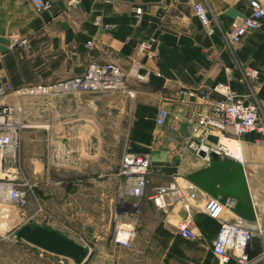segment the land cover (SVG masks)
<instances>
[{
	"label": "crops",
	"instance_id": "1",
	"mask_svg": "<svg viewBox=\"0 0 264 264\" xmlns=\"http://www.w3.org/2000/svg\"><path fill=\"white\" fill-rule=\"evenodd\" d=\"M193 1L79 0L78 7L67 9L64 0H51L52 10L39 13L29 0H0V82L11 85L0 100L17 108L22 124L20 160L24 175L33 180L20 208L26 220L32 210L36 217L49 204L45 224L74 229L83 218L84 229L100 228L106 218V154L100 148L92 152L87 143L92 114L101 100L90 92L65 91L53 84L83 74L91 62H113L125 69L134 58L144 64L140 71L147 72V80H125L131 91H121L120 101L129 115L126 150L149 156V182L142 207L119 216L132 230L130 245L116 243L107 233L98 237L95 249L102 264H217L211 242L219 223L239 217L233 208L218 217L204 213L201 196L188 208L173 202L162 209L149 199L154 187L181 183L207 165L185 146V117L197 99L182 94L183 88L208 89L221 82L247 97L249 88L241 74L254 69L257 75L250 84L264 122V16L258 28L229 48L219 28L228 29L235 18L249 15L248 0H207L210 32L192 14ZM136 7L141 9L139 19ZM104 24L113 28L106 30ZM8 33L27 37L28 44L8 49ZM142 41H153L155 61L137 53ZM36 84L46 86L47 92H22ZM161 107L168 115L156 124ZM221 142L235 146L241 159L257 222H250L255 230L248 246L252 254L264 246V132L244 134L240 150L236 142ZM188 218L196 234L193 239L177 230ZM226 264L236 262L231 258Z\"/></svg>",
	"mask_w": 264,
	"mask_h": 264
},
{
	"label": "built area",
	"instance_id": "2",
	"mask_svg": "<svg viewBox=\"0 0 264 264\" xmlns=\"http://www.w3.org/2000/svg\"><path fill=\"white\" fill-rule=\"evenodd\" d=\"M64 1L67 9H73L79 5V0ZM29 2L39 13L52 10L51 0H29ZM248 4L250 7L249 15L235 18L228 29L219 28L222 39L229 48L241 43L249 31L260 26L264 16V2L248 0ZM191 12L204 28L209 32L212 30L207 0L193 1ZM134 13L139 19L140 7H136ZM103 27L109 30L113 28V25L104 24ZM5 37L9 41L8 49L28 44L27 37L19 36L17 33H8ZM136 51L153 61L157 58L153 41L139 42ZM2 56L3 52L0 51V59ZM143 66L144 64L135 58L130 61L126 69L113 62H91L83 74L57 82L53 84V87L65 91L83 90L90 93L123 91L129 94L131 90L126 88L124 81L128 78H134L137 81L145 82L147 72L142 73L140 71ZM225 69L227 70V68ZM149 70L157 72L155 67H149ZM256 75L257 71L254 69L244 70L241 74L249 88L247 97L236 94L228 84L221 82L208 89L195 87L183 88L180 91L187 97L197 99V103L195 101L185 117L189 129L185 146L197 156H200L198 153L202 151L204 155L200 157L207 164L211 160L212 153H215L220 159L230 157L237 160L233 156V151L221 142L222 139L235 141L239 145V138L244 134L252 131L264 132V123L260 117L261 105L250 84V80ZM10 89L11 85L8 82H0V97ZM20 92V90L17 91V93ZM22 92L36 94L45 93L47 90L46 86L36 84L29 86ZM17 111L16 107L4 104L0 100V202L6 200L20 205L24 203L26 188H30L31 184L26 179L19 180L22 175L18 151L22 124L18 119ZM167 115V109L159 108L155 118L156 124H162ZM209 134L216 137V142L206 139ZM237 161L241 162V159ZM149 168L150 158L145 153L126 151L121 156L119 175L122 176L124 185L119 195V203L120 205L127 204L125 202L127 196H133V201L128 203L130 212L137 211L142 207L144 189L149 182ZM200 196L203 200L201 210L211 216L218 217L222 210H232L234 206L233 200L226 199L224 202H220L202 191L188 178H184L181 183L171 182L154 187L149 199L162 209L173 202L181 203L185 208H188L191 202L199 199ZM253 212L254 220L252 221L257 224L254 209ZM116 216L119 215L116 214L113 218L114 228L111 232V239L128 247L130 245L129 240L133 235L132 230L117 226L116 220H114ZM252 221L241 217L235 221L224 219L220 221L218 232L211 242V250L217 259V264H226L231 258L235 260L236 264H264V246L252 254L248 248L255 231L253 225H250ZM177 230L181 236L189 239L196 236L190 218L180 221L177 224ZM122 233L125 234V238L120 237Z\"/></svg>",
	"mask_w": 264,
	"mask_h": 264
},
{
	"label": "rangeland",
	"instance_id": "3",
	"mask_svg": "<svg viewBox=\"0 0 264 264\" xmlns=\"http://www.w3.org/2000/svg\"><path fill=\"white\" fill-rule=\"evenodd\" d=\"M120 92L104 91L92 93V97L95 96L97 101L100 98L101 103L100 108L97 104L95 113L92 114V134L87 145L91 148L92 152H97L99 148L101 152H105L107 166L104 176L107 181L106 218L100 228L91 230L84 229L83 225H81L83 218H80L79 220L77 219V224L73 225L74 229L62 227L60 230L44 223L51 214L49 204L42 206V210L39 212L40 214L36 217L32 210L26 220L20 213V208L25 202L18 205L3 200L0 202V264H77L71 258L58 256L39 248L35 249L36 247L34 248L32 245L16 239L14 235L15 231L25 223L39 224L56 229L74 241L86 246L88 253L80 264H102L101 258L98 257L99 253L95 249L97 239L98 237H102L104 233H107L111 237V232L114 228V216L116 214L120 216L121 214L130 213L128 203L133 201L132 198L127 197L125 200L127 204L120 205L119 203V195L124 185L122 176L119 175L120 160L122 154L127 151L126 142L129 129V115L126 108L121 106ZM20 148L21 140L18 151L19 165L22 170V175L19 180L22 181L28 178H26L22 169ZM231 148L234 151L236 150L235 146H231ZM28 182L31 184L33 180L28 179ZM119 216H116L114 219L116 220L117 226L126 227L119 220Z\"/></svg>",
	"mask_w": 264,
	"mask_h": 264
},
{
	"label": "water",
	"instance_id": "4",
	"mask_svg": "<svg viewBox=\"0 0 264 264\" xmlns=\"http://www.w3.org/2000/svg\"><path fill=\"white\" fill-rule=\"evenodd\" d=\"M206 139L216 142V137L211 134ZM198 154L204 155L202 151ZM188 179L220 202L233 200V211L239 217L248 221L254 220L253 207L239 161L230 157L220 159L212 153L210 162L202 170L190 173ZM14 235L16 239L43 251L71 258L77 264L82 263L88 253L83 244L44 225L25 223L17 228Z\"/></svg>",
	"mask_w": 264,
	"mask_h": 264
},
{
	"label": "bare ground",
	"instance_id": "5",
	"mask_svg": "<svg viewBox=\"0 0 264 264\" xmlns=\"http://www.w3.org/2000/svg\"><path fill=\"white\" fill-rule=\"evenodd\" d=\"M226 141V140H225ZM228 142H235V141H228ZM237 143V142H236ZM227 146V145H226ZM238 148H239V145L237 144ZM232 151H233V156H237V149L234 151L230 146H228ZM236 148V147H235ZM240 150V149H239ZM237 160L240 159V157H235ZM120 237L122 238H125V235L124 234H120Z\"/></svg>",
	"mask_w": 264,
	"mask_h": 264
},
{
	"label": "trees",
	"instance_id": "6",
	"mask_svg": "<svg viewBox=\"0 0 264 264\" xmlns=\"http://www.w3.org/2000/svg\"><path fill=\"white\" fill-rule=\"evenodd\" d=\"M19 240V239H18ZM35 248V247H34ZM35 249H37V248H35Z\"/></svg>",
	"mask_w": 264,
	"mask_h": 264
}]
</instances>
